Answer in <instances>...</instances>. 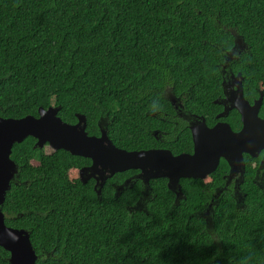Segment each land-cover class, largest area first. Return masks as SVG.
I'll return each mask as SVG.
<instances>
[{"label": "trees", "instance_id": "trees-1", "mask_svg": "<svg viewBox=\"0 0 264 264\" xmlns=\"http://www.w3.org/2000/svg\"><path fill=\"white\" fill-rule=\"evenodd\" d=\"M223 66L240 73L246 98L262 93L264 116V0H0L1 118L59 107L65 123L83 115L89 136L101 124L118 149L191 153L175 105L213 125ZM35 143L13 145L17 173L1 210L6 226L28 232L36 264H264V185L251 183L252 158L240 198L223 189L221 160L208 179H181L178 199L155 180L137 209L140 180L113 188L135 171L98 195L78 177L90 160ZM9 257L0 247V264Z\"/></svg>", "mask_w": 264, "mask_h": 264}, {"label": "water", "instance_id": "water-1", "mask_svg": "<svg viewBox=\"0 0 264 264\" xmlns=\"http://www.w3.org/2000/svg\"><path fill=\"white\" fill-rule=\"evenodd\" d=\"M234 92L236 97L227 98L226 101L232 102L230 109L237 110L241 116L240 131L234 132L228 124L220 122L208 128L205 120L200 117L199 121L190 126L192 153L177 156L163 149H118L105 130H100L99 136H89L83 115H77L75 124L63 122L57 115L59 107L39 108L37 117H0V247L9 253V264H36L37 261L28 232L6 226L1 210L17 173V166L10 158L14 144H20L31 137L36 140L34 148L41 149L47 145L53 151L63 150L72 156L90 160V166L79 170L80 178L88 172L86 178L79 179L84 184L93 178L98 195L107 179L129 170L139 171V179L145 182L166 178L168 189L180 190V179L203 180L217 169L221 159L227 163L230 177L244 169V154L255 158L261 152L264 153V118L258 117L262 94L250 106L243 98L240 83ZM223 116L224 113H221L217 118Z\"/></svg>", "mask_w": 264, "mask_h": 264}, {"label": "flooded vegetation", "instance_id": "flooded-vegetation-1", "mask_svg": "<svg viewBox=\"0 0 264 264\" xmlns=\"http://www.w3.org/2000/svg\"><path fill=\"white\" fill-rule=\"evenodd\" d=\"M230 58H231V56H229V59ZM220 73L222 75L221 76L222 97L219 98L218 100H216L215 102H217L221 106V112L219 114L224 113V116L220 117V118H217V115H216L215 119L217 121L211 126L207 125V127L208 128H212L215 124L220 122V123L228 124L230 126V128L232 129V131L238 132V131H240V129L242 127L241 116L239 115L237 110L230 109V107L232 106V102L226 101V100H227V98L230 99L232 97H236V94H235L234 91L237 89L238 83L241 84L242 90H243V85H242L243 79H242L240 73H234L232 70L228 69L226 66H223V68L220 70ZM238 75H239V77L237 78ZM260 94H262V93H260ZM243 98H244L245 101L248 102V104L250 106H253L254 103L259 99V98H253L252 100H249L248 98H246L244 96V93H243ZM171 100H172V98H171ZM172 103H174L173 100H172ZM178 105H175V108L177 109V113H178L179 117L183 118V120L186 122V126L189 129V131H190V126L195 124L197 121H199L200 117H197V116L191 115V114L182 113L181 110L178 109ZM260 109H261V107H260ZM260 109H259V112H258V117L263 119L264 116L260 115ZM232 114H235L238 117V124L231 123L230 121L227 120L229 118V116L232 115ZM222 119H224V120H222ZM99 127H100V130H102L101 129V124H100ZM153 135H154V137L156 139L162 138L164 136L163 134L159 133L158 131H154ZM191 140H192V138H191ZM45 146H47V145H45ZM45 146H43V147H45ZM48 148H50V147H48ZM154 149L155 150H157V149H159V150H162V149L163 150H167V149H164V148H154ZM168 151H170V150H168ZM192 151H193V144H192ZM192 151H191V153H192ZM191 153H185V154H191ZM180 154H183V153H179V154H173L172 153V155H174V156H177V155H180ZM245 158L246 159H250V158L253 159L252 161H250V167H251L252 170H254V175L251 177V183H253L256 186L262 187L264 185V153L261 152L255 158H253V157H251V156H249L247 154H244L243 155V161L245 160ZM221 160H223V159H221ZM221 160H220V162H221ZM220 162H219V164H220ZM85 167H87V166H85ZM81 169H83V167ZM129 171H135V173H133L130 177L125 178L123 180L122 184L113 185V188H114V191L116 192V195H119L120 192L124 188L131 186L134 183L135 180H140L142 182V184H143V191H142V197L139 199V201L136 203V205H143L144 206L145 200L148 197L151 196L152 185H153L152 182H154L155 180L165 179L166 180V186L168 187V180L166 178L150 179L148 182H145V181L139 179V177H138L139 171H137V170H129ZM87 174H88V172L82 174L81 178H80L79 171H78V177L80 179H82V180H83V178H86ZM208 178H209V175L205 179H208ZM222 178L224 180L223 189H231L234 192L235 196L240 198V191L239 190L241 189V187L244 184L245 163H244V169L243 170L236 171L230 177H229V167H228L227 173L225 175H223ZM90 180L94 181V186H95V180L93 178H91L88 181H90ZM180 180H179L180 190L178 188H176V189H174V191H172V192H174V194H175L177 199L182 196ZM219 194H220V192H218L216 190V192L213 194V198L217 199ZM212 201L213 200H211V202Z\"/></svg>", "mask_w": 264, "mask_h": 264}, {"label": "rangeland", "instance_id": "rangeland-1", "mask_svg": "<svg viewBox=\"0 0 264 264\" xmlns=\"http://www.w3.org/2000/svg\"><path fill=\"white\" fill-rule=\"evenodd\" d=\"M239 46L242 47V44H241L240 41H239ZM44 151H45L46 153H49V152H51L52 150H51L50 148L46 147V148L44 149ZM136 208H137V209H143V205H137Z\"/></svg>", "mask_w": 264, "mask_h": 264}]
</instances>
